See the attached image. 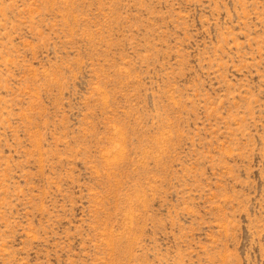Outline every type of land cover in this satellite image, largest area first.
<instances>
[{
    "label": "rangeland",
    "instance_id": "1",
    "mask_svg": "<svg viewBox=\"0 0 264 264\" xmlns=\"http://www.w3.org/2000/svg\"><path fill=\"white\" fill-rule=\"evenodd\" d=\"M0 264H264V0H0Z\"/></svg>",
    "mask_w": 264,
    "mask_h": 264
}]
</instances>
